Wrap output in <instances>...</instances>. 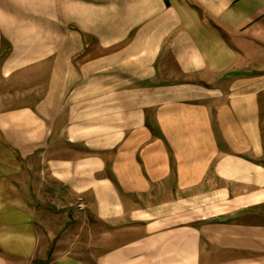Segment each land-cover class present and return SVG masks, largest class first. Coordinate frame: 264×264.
<instances>
[{"label": "crops", "instance_id": "0c3cea01", "mask_svg": "<svg viewBox=\"0 0 264 264\" xmlns=\"http://www.w3.org/2000/svg\"><path fill=\"white\" fill-rule=\"evenodd\" d=\"M0 264H264V0H0Z\"/></svg>", "mask_w": 264, "mask_h": 264}, {"label": "built area", "instance_id": "2783aa9c", "mask_svg": "<svg viewBox=\"0 0 264 264\" xmlns=\"http://www.w3.org/2000/svg\"><path fill=\"white\" fill-rule=\"evenodd\" d=\"M85 207L82 197L77 198V208L83 209Z\"/></svg>", "mask_w": 264, "mask_h": 264}]
</instances>
